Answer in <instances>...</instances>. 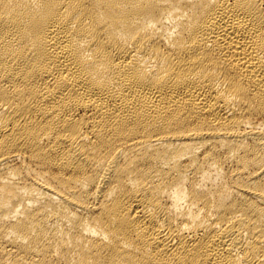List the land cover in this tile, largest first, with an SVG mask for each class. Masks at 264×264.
Wrapping results in <instances>:
<instances>
[{
  "label": "bare ground",
  "instance_id": "6f19581e",
  "mask_svg": "<svg viewBox=\"0 0 264 264\" xmlns=\"http://www.w3.org/2000/svg\"><path fill=\"white\" fill-rule=\"evenodd\" d=\"M0 264H264V0H0Z\"/></svg>",
  "mask_w": 264,
  "mask_h": 264
}]
</instances>
